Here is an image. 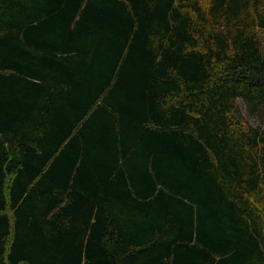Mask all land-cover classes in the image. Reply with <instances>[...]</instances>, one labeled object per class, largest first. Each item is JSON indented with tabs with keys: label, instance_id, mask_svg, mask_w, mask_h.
<instances>
[{
	"label": "trees",
	"instance_id": "obj_1",
	"mask_svg": "<svg viewBox=\"0 0 264 264\" xmlns=\"http://www.w3.org/2000/svg\"><path fill=\"white\" fill-rule=\"evenodd\" d=\"M0 264H264V0H0Z\"/></svg>",
	"mask_w": 264,
	"mask_h": 264
},
{
	"label": "rangeland",
	"instance_id": "obj_2",
	"mask_svg": "<svg viewBox=\"0 0 264 264\" xmlns=\"http://www.w3.org/2000/svg\"><path fill=\"white\" fill-rule=\"evenodd\" d=\"M251 121H252V123H253V124H256V123H257V121H256V120H253V119H252Z\"/></svg>",
	"mask_w": 264,
	"mask_h": 264
}]
</instances>
